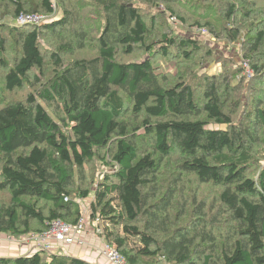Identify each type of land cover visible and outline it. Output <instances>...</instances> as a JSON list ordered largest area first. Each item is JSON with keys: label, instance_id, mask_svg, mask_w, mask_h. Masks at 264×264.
<instances>
[{"label": "trees", "instance_id": "trees-1", "mask_svg": "<svg viewBox=\"0 0 264 264\" xmlns=\"http://www.w3.org/2000/svg\"><path fill=\"white\" fill-rule=\"evenodd\" d=\"M175 1L0 0V193L10 197L0 205V233L41 232L58 218L74 223L79 201L88 199L105 241L127 264H264V158L254 151L264 134V88L249 87L246 103L236 96L245 82H264V63H255L264 20L251 21L250 0H225L231 23L225 32L230 40L244 39L245 49L235 61L224 56L220 74L199 84L195 66L213 50L200 56L205 45L190 34L153 37L155 16L142 6ZM168 7L169 16L186 23ZM203 9L194 13L212 12ZM54 12L40 25L15 23L22 13ZM238 15L250 21L245 30L234 26ZM92 19L104 22L97 34ZM194 23L215 31L208 20ZM46 42L52 48L44 49ZM137 51L144 54L121 59ZM158 56H175L182 66L162 73ZM22 91L17 99L8 96ZM142 114L140 126L128 120ZM142 129L151 142L143 154ZM167 157L176 184L157 198ZM97 160L104 166L100 178ZM185 174L221 192L217 201L193 194L172 218L174 191ZM0 264L94 263L39 250L0 255Z\"/></svg>", "mask_w": 264, "mask_h": 264}, {"label": "rangeland", "instance_id": "rangeland-1", "mask_svg": "<svg viewBox=\"0 0 264 264\" xmlns=\"http://www.w3.org/2000/svg\"><path fill=\"white\" fill-rule=\"evenodd\" d=\"M250 1L254 3V5H252V8L256 9V14L253 17L254 20L252 19L251 21H253L256 24L259 20H264V13H262L260 9V8H264V0H250ZM142 6L146 8V10L151 11L150 15L155 16L156 23L154 26H152L151 24L152 35L158 34L160 36L163 33L190 34V35L196 36L197 38H200L201 42L204 43L205 45V48L199 53L200 56L205 55L208 50H211V51L213 50L212 56L209 57L207 54L206 55L207 58L206 59L203 58V61L199 62V64L195 66V74H193L194 76L193 79L197 83L202 84V79L206 77V75L210 76V75L220 74V72L222 71V65L220 63H223L222 59L224 58V56H225L224 60H227L226 58L234 59L231 61H235L237 59L242 58L241 57L242 52H243L242 50L245 46L244 39H239V40H234V41L230 40L228 35L225 32V28L228 26V24H231L225 19V16H226L225 0H183V1L176 0L174 3L160 2V4L155 3L152 5L143 3ZM168 6H172L176 10V12L179 13V15L184 17L187 20L186 23L184 24L183 21L179 17L176 18V17H173L172 15L169 16L170 14L168 13V10H169ZM197 6H201L203 13H206L203 8H206V9L212 8V12L208 13L205 17L204 16L200 17L199 15L197 16V13L196 14L194 13L197 9ZM57 12H59V17H61L62 12H63V9L61 8V6L58 7ZM240 16L241 15H238L233 20L234 26L236 28L242 27V29L245 30V28L248 26V23L250 21H244L241 19ZM5 20L10 21V19L8 20V18ZM196 20H199L202 25L205 24L206 20L212 22L213 29L215 31L211 32V31H208L209 29H206L207 31L202 30L201 32H199L197 30L198 27H196V24L194 23ZM95 21H96L95 19H92L93 23H90V27H91L92 33L95 32V34H97L99 29L103 28L104 22H100L97 26L95 24ZM167 27L168 29H166ZM155 35H153V37ZM155 40L157 39H154V41ZM49 43L52 44L51 41ZM49 43L47 42L45 43L44 46L46 48L44 49L48 50L50 49L49 47L52 48V46L48 45ZM261 50H262V55L261 56L258 55L256 58L257 61H255V63L260 66L264 63V46H262ZM85 52L88 54L93 53L92 46H89ZM143 54H144L143 52L140 51V53H138L137 51L133 55H130V56L121 55V59L128 60L132 58H138V57H141ZM156 59L159 60V62L156 65L158 67V70L162 71V73H165V74H173V73L175 74L177 72V68L182 66L180 61H178L177 58H175V56H169L166 59L163 58L162 56H158ZM244 85H245V89H243L242 95L240 92H238L236 95L237 98H239V100H243L244 103H246L248 96L251 93H253L249 91L250 90L249 87L252 88V90L257 87L264 88V82L262 84H256V81H252L251 83L245 82ZM0 86H1V83H0ZM23 93H24L23 91L17 92V93L14 92L8 96L12 97V99H17L18 97H21ZM241 117H243L242 113L240 114L239 118ZM138 118L139 119L128 117V120L131 121L132 125L140 126V120L144 119L143 114L138 116ZM143 132L144 130L142 129V130H139V133H138L139 139L142 138L141 143L140 141H138L140 153L142 154L145 151H149L151 148V145H150L151 142L149 139H146V136H144L145 134H143ZM142 141H144V143H142ZM254 151L257 157L263 156L264 158V134L262 135L261 142L255 145ZM263 164H264V160H263ZM103 167L104 166L102 165L101 161L97 160V162L95 163V169L98 173V178H100V176L102 177L103 175V173H101L102 170H104ZM173 168H174V161L172 160V158L167 157L165 164L160 167L159 172H158V177L156 179L157 183H159V185L161 186V191H160V194L158 193L159 196L157 198H159L161 195L166 194L170 186L173 188L174 184H176L173 179L174 174L172 173V170H171ZM190 176L191 177L185 174L183 181L179 184V187L177 186L176 191H174L176 195V201L173 207L174 212L171 213L172 218H175V213L178 210L177 206L181 204L183 200L185 199L191 200V198L189 197L193 196V194L199 195V193H201L206 196H209L208 198L209 201L218 200L219 193L221 192V187H218L214 184L199 185V182L192 175ZM84 186H86V184H84ZM91 188L93 189L94 185ZM194 189L195 190L197 189V191H193ZM9 199L10 197L7 193H0V205L6 206L7 203L10 202ZM84 201L88 204V206H90V201L88 199H84ZM189 207H190L189 210L192 211L191 208H193V205ZM190 214L191 213L187 215L188 218L186 217V219L189 220L191 218ZM33 227H38V224L34 223ZM6 237L9 238L8 236ZM6 237L4 236L3 239H6ZM216 248L220 249L221 244Z\"/></svg>", "mask_w": 264, "mask_h": 264}, {"label": "built area", "instance_id": "built-area-1", "mask_svg": "<svg viewBox=\"0 0 264 264\" xmlns=\"http://www.w3.org/2000/svg\"><path fill=\"white\" fill-rule=\"evenodd\" d=\"M55 7L57 6L55 5ZM56 15V12L51 15H44L41 13H22L17 17L15 23L17 25H40L51 18H55ZM197 30L201 32L202 30H206V28H197ZM244 66L245 73L251 77L254 71L250 67L249 62L246 61ZM79 202L82 205V212L76 222H66L60 218L54 219L47 223L48 228L44 231L26 233L20 236L9 235L8 240L28 245L27 253L46 250L50 253L64 255L65 252H63V249H59L60 245L63 247L72 245L83 246L86 244V236L91 234L95 237H100L103 241L100 251L110 263L127 264V259L119 251L116 245L105 241L103 228L101 226L102 221L99 216H93L91 204L88 206L84 200Z\"/></svg>", "mask_w": 264, "mask_h": 264}, {"label": "crops", "instance_id": "crops-1", "mask_svg": "<svg viewBox=\"0 0 264 264\" xmlns=\"http://www.w3.org/2000/svg\"><path fill=\"white\" fill-rule=\"evenodd\" d=\"M4 236L9 235L0 233V255L19 256L27 252L28 245L11 242L7 237L3 239ZM102 242L100 237L89 234L86 236V244L83 246L72 245L63 247L60 245L59 249H63V252H65L64 256L79 257L94 264H112L100 251Z\"/></svg>", "mask_w": 264, "mask_h": 264}]
</instances>
